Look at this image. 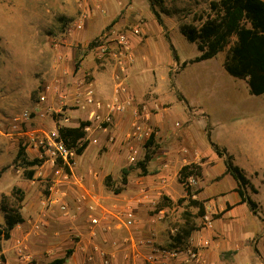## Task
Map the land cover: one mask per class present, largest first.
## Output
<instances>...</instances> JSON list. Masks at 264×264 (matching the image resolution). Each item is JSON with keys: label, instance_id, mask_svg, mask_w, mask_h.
<instances>
[{"label": "rangeland", "instance_id": "rangeland-1", "mask_svg": "<svg viewBox=\"0 0 264 264\" xmlns=\"http://www.w3.org/2000/svg\"><path fill=\"white\" fill-rule=\"evenodd\" d=\"M33 1L38 11L50 9V18L45 17L41 31L33 28L31 32L26 33V48L0 49V85L8 79L19 80L24 91L31 94L33 107L37 105L39 96L47 94L48 107H52L53 111L45 109L40 111L41 114H45V117H39L40 121L47 120L48 117V120L57 121L68 118L67 124H72L73 114L76 113L78 118L76 123L74 121L73 123L77 124V127L89 120L88 112L76 102L77 99L80 101L84 99L86 87L92 85L102 100L118 98L124 104L125 111L116 116L114 123L107 130L94 124V130L89 134L90 139L87 141L92 145L86 153L83 170L86 172L91 168L90 164L96 156L97 149L100 159L112 153L118 154L121 161L119 166L114 165L115 170H111V174L108 175L111 179L105 180L103 184L105 198H102L98 205L85 206L87 198H83L84 195L81 193L76 195L71 191L79 188L83 190L82 187L86 183L81 170V159L77 156L74 166L75 178L70 183L66 182L70 186L67 187L70 194H59L68 205L67 212H64L59 204L51 205L48 202L47 206L43 204L52 193L50 188L56 183L51 177L52 174L56 175L51 165H46L44 169L42 166L36 167L34 175L36 179L32 182L26 179L25 170L20 166L21 162L16 164L14 162L19 148L15 152L9 151L11 153L5 154L4 162L8 164L5 163L2 168L6 170L0 180V203L2 193L16 185L15 170H19V179L27 184L28 188L26 191L19 189L22 194L16 191L18 188H13L6 196L8 198L6 203L10 207L19 204L22 209L25 208V215L29 219L18 229L19 236L11 243L20 261L8 263L1 256L3 261L8 264H45L44 259L41 260L34 254L32 246L39 243L38 240L43 233L48 232L49 222L55 220L60 222L61 218L63 221L76 220L80 216H85L90 222L93 216L102 212L105 215V220H102L106 237H101L100 241H97V236L92 233L85 239L80 234L72 236L77 244L81 243L78 245V252L80 256L82 255L83 263L106 264L104 262L108 261V264H113L116 261L115 255L108 253L104 245L105 242H111L112 247L114 246L115 240H111L113 236L111 234L116 232L115 230H120L118 225L126 208H132L136 212L134 227H139L142 233H149L154 238L153 240L146 238V244L162 251L186 252L189 249H201L204 254L205 249L213 246L214 240L220 239L214 235L216 227L227 231L230 240V236L253 234L258 225L252 223L257 221L252 219L248 205L238 210L239 215L231 219L223 218L224 213L217 201L222 196L219 195L222 192L220 184L223 183V176L220 173L222 170L225 171L226 167L224 160L216 157L210 142L213 141L220 148H226L229 153H234L238 157L244 150L264 156V93L253 94L248 79L235 78L227 72L224 63L230 46L214 57L206 59L204 58L206 46L204 48L200 42L189 41L182 32L184 25L200 27L212 15L210 3L219 0H37V3ZM33 1L30 3L33 4ZM154 9L160 14L163 26L158 23L153 13ZM36 20L38 21V18ZM122 36L126 41L124 45L119 44ZM93 42L95 45L91 46ZM34 54L40 55V60L27 59L26 55ZM83 60H87L88 63H83ZM137 60L158 61L157 67L153 66L148 70L149 79L142 78L136 81L138 79L136 76L130 77L129 65L133 68ZM91 65L98 66L100 72L109 77L112 83L111 90L109 86L107 89L105 86L106 93H103L93 84L95 77L91 74L93 68ZM54 66L56 77L59 68L68 71L66 74L70 76V85L65 86L59 79L52 78ZM64 95L69 96L71 101L64 104L61 99ZM20 110L10 117L22 114L21 112L29 110V107ZM31 112L36 116L34 111ZM165 114L168 115V121L173 125L177 136L170 146L166 143L161 144L158 140L161 138L159 135L161 129L156 119L161 117L164 120ZM119 117H122L127 125L121 131L115 127ZM11 118L0 115V122H6ZM135 126H141L146 130L138 138L133 135ZM151 135L155 137L157 153L154 157L156 163L151 162L148 166V175L160 172L158 170L160 165H163L165 171H171L173 176L176 175L171 181L174 200L165 194L158 199V194L147 190L149 185L143 180L147 176H143L142 170L136 167L144 158L145 145ZM94 139H97V144H94ZM83 142L86 141L81 140L79 144ZM170 149H179L184 158L174 162L176 166L168 167L167 161L158 159ZM209 155L216 157V161L210 160ZM27 158L33 160V157ZM131 158H134V161ZM197 158L198 163H194ZM111 163L113 160L109 157L107 164ZM189 164L199 166L205 164L206 170L211 171L213 177L205 179L191 176L185 185L181 184L178 173L182 167ZM131 167L128 185L120 195L114 194V189L123 188L122 170ZM45 171H49L48 177H43ZM66 171L69 172V169ZM93 171L92 173L96 174V171ZM93 176L96 179V175ZM191 178L194 179L193 185H190ZM258 180H262V177L260 176ZM106 182L112 187H107ZM232 184L236 183L228 176L223 188L229 191ZM187 187H190L194 194L193 200H202L206 211L205 217L201 216L199 208L190 204L186 195ZM261 189L259 196L251 191L250 195L264 205V185ZM25 192L29 197L28 204L25 202ZM21 197L23 202L19 203L18 199ZM139 199L141 203L138 202ZM227 199L233 200V196L229 195ZM259 211L264 216V212L260 209ZM0 212L1 221L4 213ZM240 218L243 225L249 226L243 234L238 230L237 221ZM37 223H41L40 229H35ZM191 228H195L196 231L186 237V232ZM207 240L210 242L208 248L199 246L201 242ZM20 244L22 248H27L29 262L23 261L19 256ZM46 252L44 251V254L49 258Z\"/></svg>", "mask_w": 264, "mask_h": 264}, {"label": "crops", "instance_id": "crops-1", "mask_svg": "<svg viewBox=\"0 0 264 264\" xmlns=\"http://www.w3.org/2000/svg\"><path fill=\"white\" fill-rule=\"evenodd\" d=\"M31 1L33 0H0V49L11 48V49L21 50L26 48L27 47L25 42L26 33L31 32L33 28L39 29L41 31L43 28L42 24L45 23L44 22L45 17H48V19L50 18L49 15L50 9L38 11L35 8L36 4L34 3V1L33 4L30 3ZM35 2L37 3V0H35ZM37 18L38 21L36 20ZM34 48H36V45H34ZM26 57L28 60H40L41 58L40 55L38 54H34L32 56L26 55ZM157 62H158L157 60H137L133 68L131 67V65H129L128 73L130 77H132L133 75L136 76V79L138 78L136 81H139L142 78L143 80L149 79L147 78L148 70L152 69L153 66L157 67L158 66ZM83 63H88V62L87 60H83ZM106 65L110 66L108 64ZM91 67H93L91 70V74L95 77L93 84L97 88H100L99 90L103 93H106V89L108 88V86L111 90L112 83H110L111 80L109 79V77L101 73L98 66L91 65ZM88 68L90 69V66ZM61 69L62 67L58 69V75L56 77V72H55L56 67L54 66L53 67L54 73H52L51 76L53 79L56 78L59 79V81L63 85L68 86L70 85L69 83L71 81L70 76L66 74L68 71H66L65 69L63 71ZM36 85L37 84H35V86ZM33 106L34 104L32 103L31 94L24 91L23 85L22 83H20L19 80L17 81V79L14 78L13 80L8 79L4 81L2 85H0V115H2L3 117L5 116L9 119L11 118L10 116H13L14 113L21 111L20 110L21 108L25 109L29 107V110H24L21 113L25 111H34L38 113V115L33 117L32 126L34 128L50 130L55 128L58 125V123L66 127H71V128L77 127V124L73 123V121L75 122L76 119L78 118V115L76 113L73 114L74 116H73V121L71 122L72 124L65 123L63 119L60 121L54 119L48 120L49 117L47 118V120L42 119L40 121L39 119L40 117L39 115L41 114L40 111L44 110L45 108H41L40 111H36L38 106L37 105L35 107ZM32 107L33 109H31ZM167 114H165L166 117L164 118V120L161 119V117H158L156 119V123L158 127H160L161 129L159 132L161 138H158V140L160 141L161 144L166 143L170 146L172 145L173 140L174 139L176 140L177 136H176V131L172 128L173 125H171L168 121ZM185 117L189 118L188 116ZM115 127H117V129L116 128L115 129L118 131H121L122 129H125L127 127L122 117H119ZM91 145L88 146V148L85 150L83 155L79 156L81 159L80 160L81 170L86 178L85 186L82 187L83 190H79L81 188L71 190L76 195H80L79 193H81L82 195H84L83 198L85 197L87 198L85 201V206L91 204L98 205L99 201L101 202L102 198H105L102 191L103 184L106 178L108 177V175L111 174V170L115 168L114 165L119 166L121 161L118 154L114 155L112 153H109L107 157L102 156V158L100 159L101 156L99 157V151L97 149L96 156L94 160H92V163L90 164L91 168L89 167L90 169H88V171L86 170L85 172L83 170V167H84V163H86L85 160L86 153ZM19 146L20 143L18 137L0 138V171H2L4 165L8 164L7 162H4L6 158L5 154L11 153L9 151L15 152L17 148H19ZM186 150L188 151V149ZM26 154L28 157L30 156L33 157V159L35 158L34 151L26 150ZM232 155L235 158V163L244 170L246 176L258 191L256 195L259 196L262 191L261 188L264 185V180H263L264 156L261 155L260 153H256V155H254L249 150H244V153L240 154V157L236 156V154L234 153ZM209 156H210L209 157L210 160L212 161H216L215 159L216 157H218L217 155L216 157H211V155ZM109 157L112 158L113 163L111 164L113 165L107 164ZM183 158L184 156L182 155L179 149H170V151L168 153H164L163 156L158 159V161L161 160L167 161L168 165L166 164V166L171 167V166H176L174 162L175 163L179 162ZM15 159L16 158H14V160ZM198 159L199 158H197L196 162L194 163H198ZM10 163H12V160L10 161ZM155 163L156 162L153 159L152 164ZM204 165L205 164H201V167H204V169L202 168V178L203 177L205 179L210 177L212 178L213 176L211 174V171H207ZM44 168L46 167L43 166V169ZM158 170L160 172L156 173V175H146L147 177L143 179L144 181H147L146 183L149 185V188L146 189L147 190L149 189L150 192H152L153 194H158L157 197L158 199H160L161 195L165 194L170 196V198L174 200L175 197L172 196L173 192L171 188V181L176 177V175L173 176L171 171L169 172L165 171L163 165H160L158 167ZM15 171H16V185L7 192L2 193L0 211H1V204L3 197L8 196L10 192L13 190V188H18L21 189L22 191L23 190L26 191V188H28V185L19 179L20 177L18 175L20 174V171L19 170H15ZM92 171L93 172L96 171V174H93ZM92 174L96 175V179L94 178L95 176H93ZM48 175H49V171H45V175L43 177H48ZM220 175L223 176L222 178L223 183L220 184L222 186L221 188L222 192L219 194L222 196H220V200H218L217 203L220 205L222 213H224L223 218L225 217L226 219H231L232 217L239 215L238 210L243 208L245 205L247 206V204L241 203V198L238 195V193L235 191L237 184L235 185L232 184L231 190L229 191H226L223 188L224 181L227 179L228 176H230L226 174V168L225 171L223 170L221 171ZM260 176L262 177V180L259 181L258 178ZM51 177H53L54 178L53 180L56 181V183L53 185V188L52 187L50 188L54 191L53 193L58 195L70 194L69 190H67V187H70L69 184L58 179L59 177H57L56 175L54 176L52 174ZM165 178H167V180ZM35 179L36 178L34 177L31 181L34 182ZM258 182H260L261 185H259ZM64 190H67V192H65ZM142 192L146 193L145 191ZM229 195L233 196V200L227 199ZM28 199L29 197L26 193L25 202L27 204L29 201ZM198 200L202 201L200 199ZM256 202L259 204V209L262 210V212H264V205L262 204V202L259 201ZM228 206H230V208ZM24 209L25 208L22 209V215L25 219V222H27L29 218H27V216L25 215ZM259 209H258V215H254L250 210L253 216L252 219L257 221V222L252 221V223H254V225L255 224L258 225V228L255 230L253 234L241 235L235 237L230 236L231 237L230 240L227 236V231H222L216 227L214 235L218 236L220 239L214 240L215 242L213 246L209 249L204 250L203 259L205 260V264H264V216L263 213L259 211ZM101 213L102 212H98L97 214H101ZM61 219H59L60 222L55 220L48 223L49 225L48 232L42 234L43 236L38 240L39 243L34 244L33 245L34 247L32 246L33 248L32 251L37 257H40L41 260L44 259L45 264H49L56 259L67 258L68 251L72 250V254L70 255L69 258L66 259L65 264H85V262L84 263L82 262V258H81L82 255L80 256L78 252L79 249L78 245L81 243L77 244L76 241L73 239L74 236L72 235L80 234L85 239L88 237V235L92 233L97 236V241H100L101 237H106L105 235H107L104 232V230L106 229L103 228V223L101 226L93 227L90 225V222L85 216L77 217L76 220L68 219L63 221ZM240 220L242 219L240 218L237 221L238 222L237 224L239 226L238 230L240 234H243L245 230L249 229V226L247 224L243 225ZM0 224L4 226L5 224L4 216H2ZM24 224L17 226L12 231L10 240H4V239L0 240V247H1L0 257L2 256L4 259L7 260L8 263H12V262L17 263L18 261H20V259L16 257L11 243H13V241L18 238L19 236L18 229L22 228ZM37 224L39 225L40 228L41 223H37ZM118 228L120 230H115L116 232L111 234L113 235L111 237V240L112 241L115 240L114 246L112 247L111 242H105L106 244L104 245L107 248L108 253L110 254L113 253L115 255L116 261L113 264H187V258L185 254H181L175 259H169L163 257L159 252L155 253L154 248L152 246H148V244H146L145 241L146 238H151V240H153L154 238H152L151 237L152 235L149 233H142V231L139 230L140 229L139 227H133L131 230L125 231L124 230L125 228L120 224L118 225ZM73 249L75 250V252H73ZM44 251H47L46 252L47 255L50 256L49 258L45 256ZM150 256H153L157 260L150 262L149 261Z\"/></svg>", "mask_w": 264, "mask_h": 264}, {"label": "trees", "instance_id": "trees-1", "mask_svg": "<svg viewBox=\"0 0 264 264\" xmlns=\"http://www.w3.org/2000/svg\"><path fill=\"white\" fill-rule=\"evenodd\" d=\"M211 16L200 26L184 25L182 32L191 42H200L207 48L204 58H212L224 48L230 46L224 63L227 72L239 79H248L251 92L255 95L264 93V0H219L210 3ZM153 13L160 25H164L160 14L154 9ZM95 45L93 42L91 44ZM201 46V48L203 49ZM89 122H82L79 127H63L60 129V135L65 143L76 150L78 156L83 155L89 146V142H79L85 139L84 131ZM218 158L224 160L226 174L230 175L237 184L235 191L241 198V203H246L254 215H258L259 204L251 197L250 191L257 194L258 191L252 185L246 176L244 170L235 163V158L226 148H220L219 145L210 142ZM145 155L143 160L136 165L142 170V175H148V166L153 161L157 147L153 135L147 140L145 145ZM21 162L20 166L25 170L26 179L32 180L35 175V168L41 167L43 161L39 159L29 160L26 154V148L20 144L15 164ZM31 169V170H28ZM129 168L122 170L123 188L114 189V194L122 193L125 186L128 185ZM6 169L0 171V179ZM202 177V168L197 164L185 165L178 173V180L185 185L189 177ZM110 176L106 180H110ZM107 187H112L106 182ZM22 194L21 190H16ZM186 195L190 204L199 208L202 217L206 216L203 202L194 199L190 187L186 189ZM8 198L2 199L1 211L4 213V226L0 224V240H10L12 231L19 225L24 224L25 219L22 215V207H10L7 205ZM23 202V197L18 199ZM182 202V200H179ZM230 208V206H228ZM195 228L186 232L189 237ZM72 254V250L67 253V258ZM67 258L56 259L49 264H65Z\"/></svg>", "mask_w": 264, "mask_h": 264}, {"label": "built area", "instance_id": "built-area-1", "mask_svg": "<svg viewBox=\"0 0 264 264\" xmlns=\"http://www.w3.org/2000/svg\"><path fill=\"white\" fill-rule=\"evenodd\" d=\"M119 44H126L125 37L122 36L119 39ZM83 100H76L78 106L83 110H86L89 114V122L86 125L84 131L86 133L85 141H88L89 134L94 130V124L103 130H107L110 127L118 114H121L125 111L124 104L118 99H108L102 100L98 97L96 90L92 85L86 87L83 93ZM64 104L67 101H71L70 97L64 95L61 97ZM49 105V97L47 94H43L39 96L37 103V110L40 111L41 108H45L46 111H53L52 107H48ZM42 111V110H41ZM35 115L38 113L34 112ZM61 113V112H60ZM33 112L25 111L22 114H19L6 122H0V136L4 137H18L19 143L26 148V150H31L35 152V158L43 161V166L51 165L52 168L55 169V174L58 179L63 182L70 183L72 179L75 178L74 175V166L76 164L77 153L75 149L70 148L63 138L60 135V129L66 127L60 123L50 130H45L41 128H34L33 124ZM40 117H45V114H41ZM63 121L65 123L69 122L68 118H64ZM104 126V127H103ZM146 130H143L141 126H135V131L133 132L134 137L142 136ZM94 144H97V139L93 140ZM134 161V158H131ZM69 169V172L66 170ZM79 183L80 181L77 180ZM191 184H194V179L191 178ZM35 182V180H34ZM56 182V181H55ZM53 188V187H52ZM51 190V195L45 202L44 205L47 206V202L51 205L59 204L62 211L67 212L68 205L65 201H63V197H59L58 194L53 193ZM194 198V196H193ZM141 203V199L138 200ZM105 218L104 213L97 214L93 216L90 220L91 226H101L103 220ZM208 219V218H207ZM105 220V219H104ZM121 225L125 229H131L136 224V212L132 208L124 209L122 214V218L120 219ZM210 225V224H209ZM211 226V225H210ZM35 229H40L39 225L35 226ZM18 253L23 261L29 262L30 256L27 253V248H22L21 244L19 245ZM199 246L203 248H208L210 246V242L207 240L204 243L201 242ZM155 253H160L163 257L169 259H175L181 254H185L187 258V264H205V260L203 259V253L201 249H189L186 252H180L177 250L173 251H162L159 249H154ZM157 259L153 256H150L149 261H156ZM92 261V259H90ZM104 263L108 264V261ZM0 264H8L4 262L3 259L0 258Z\"/></svg>", "mask_w": 264, "mask_h": 264}]
</instances>
